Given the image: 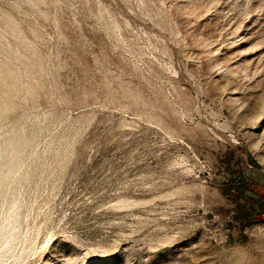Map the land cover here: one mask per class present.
Wrapping results in <instances>:
<instances>
[{"label": "rangeland", "instance_id": "374dc122", "mask_svg": "<svg viewBox=\"0 0 264 264\" xmlns=\"http://www.w3.org/2000/svg\"><path fill=\"white\" fill-rule=\"evenodd\" d=\"M232 155L264 184V0H0V264H264Z\"/></svg>", "mask_w": 264, "mask_h": 264}, {"label": "trees", "instance_id": "16d2710c", "mask_svg": "<svg viewBox=\"0 0 264 264\" xmlns=\"http://www.w3.org/2000/svg\"><path fill=\"white\" fill-rule=\"evenodd\" d=\"M245 161L238 155L226 162L225 182L221 183V192L230 196L238 228H243L257 221H264V184L261 177L244 165ZM246 163L259 168L257 161L250 155ZM231 226V223H228Z\"/></svg>", "mask_w": 264, "mask_h": 264}]
</instances>
